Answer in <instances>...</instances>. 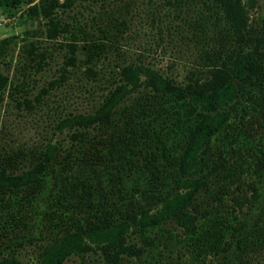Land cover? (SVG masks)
Returning <instances> with one entry per match:
<instances>
[{
  "label": "trees",
  "instance_id": "16d2710c",
  "mask_svg": "<svg viewBox=\"0 0 264 264\" xmlns=\"http://www.w3.org/2000/svg\"><path fill=\"white\" fill-rule=\"evenodd\" d=\"M0 1L43 24L25 30L13 64L15 36L0 38V103L48 105L51 128L33 146L0 143V264H20L26 247L34 264H251L264 253V18L251 21L253 0H165L184 13L180 77L120 48L135 0H91L82 20L79 0ZM34 35L63 50L29 97L28 68L47 63ZM79 67L97 95L65 111L53 97Z\"/></svg>",
  "mask_w": 264,
  "mask_h": 264
},
{
  "label": "rangeland",
  "instance_id": "374dc122",
  "mask_svg": "<svg viewBox=\"0 0 264 264\" xmlns=\"http://www.w3.org/2000/svg\"><path fill=\"white\" fill-rule=\"evenodd\" d=\"M91 5V0H79L76 8L80 10L81 14L76 12L74 17L82 20L85 18L86 12L90 15L93 12ZM135 6L134 9L132 8L134 15L130 20L129 28L119 39L120 48L123 49L126 56L132 57L141 53L145 62L176 77L182 76L189 64L188 52L190 50V46L188 47V44L186 45L180 40V35L186 32L185 26L181 25V17L184 13L181 11L177 13L165 0H135ZM23 8L24 4L10 6L0 1V38L15 36V45L9 50L12 56L11 64L16 62L18 47L21 43L20 38L25 30L35 29L38 26L43 28L42 20L38 22L37 19L27 18L23 13ZM183 10L188 11L187 8ZM151 11L154 16L152 19L150 15H147V12L151 13ZM248 12L253 24L260 23L264 18V0H253V5L248 9ZM63 15L65 19H73L71 12L69 15ZM42 37V35L29 37L40 40L36 43L38 45L37 50H40L42 46H47V51H45L47 63L42 65L40 70L34 69L35 66L28 68L26 76L31 85L29 97L37 91L39 86L45 84L47 79L57 73L56 67L61 60L63 48H58L55 44H47L48 41L41 40ZM106 62L107 60L104 59L99 63L101 66L98 65L97 67L105 66ZM0 69L3 72L7 71L5 64L0 66ZM104 69L106 71V68ZM11 70V68L8 70L9 74ZM81 70L82 67H79L72 71L67 83L58 89L53 97L62 100L65 111L86 110L96 98L97 92L95 90H98V87L92 82L85 83ZM47 106L43 105L42 108L28 110L13 101L8 104L4 101L0 103V143H19L33 146L51 136ZM20 257V264H34L33 250L30 247L22 250ZM62 264H78V262L73 255H70ZM178 264L193 263L182 258ZM251 264H264V253H258L256 257H253Z\"/></svg>",
  "mask_w": 264,
  "mask_h": 264
}]
</instances>
